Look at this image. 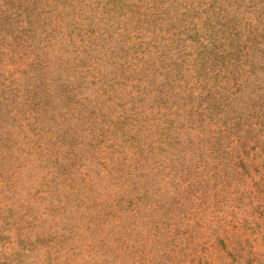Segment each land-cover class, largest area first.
Masks as SVG:
<instances>
[{"label":"rangeland","instance_id":"374dc122","mask_svg":"<svg viewBox=\"0 0 264 264\" xmlns=\"http://www.w3.org/2000/svg\"><path fill=\"white\" fill-rule=\"evenodd\" d=\"M0 264H264V0H0Z\"/></svg>","mask_w":264,"mask_h":264}]
</instances>
